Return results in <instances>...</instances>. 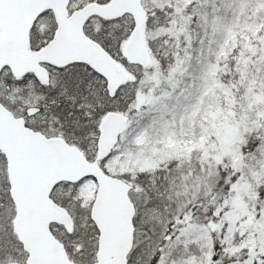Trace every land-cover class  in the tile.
Returning <instances> with one entry per match:
<instances>
[{"label": "snow or ice", "instance_id": "6c2138e0", "mask_svg": "<svg viewBox=\"0 0 264 264\" xmlns=\"http://www.w3.org/2000/svg\"><path fill=\"white\" fill-rule=\"evenodd\" d=\"M0 264H264V0H0Z\"/></svg>", "mask_w": 264, "mask_h": 264}]
</instances>
